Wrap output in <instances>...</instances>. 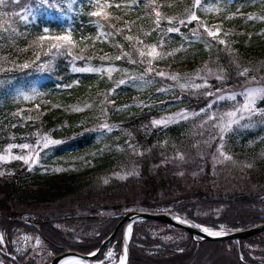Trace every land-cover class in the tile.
I'll return each instance as SVG.
<instances>
[{
  "label": "trees",
  "instance_id": "obj_1",
  "mask_svg": "<svg viewBox=\"0 0 264 264\" xmlns=\"http://www.w3.org/2000/svg\"><path fill=\"white\" fill-rule=\"evenodd\" d=\"M65 9L70 12L69 29L59 21ZM154 9L165 17L158 23ZM193 12L200 20L217 23V38L206 36L196 20H186ZM172 27L178 31H167ZM63 35L70 36L72 42L62 44H72L69 49L80 57V65L103 67L118 55L122 58L115 59L117 66L108 74L78 71L61 54L40 62L38 51L51 47L53 36ZM129 36L133 39H126ZM149 45L160 50L157 66L193 70L209 60L224 77L212 84H232L247 67L251 75L252 69L264 70V0H201L196 6L194 0H80L72 5L68 0H3L0 4V150L13 134L26 133V140L35 141L36 132L60 141L43 147L31 166L19 161L0 166L3 246L10 245L21 229L41 237L49 259L65 249L87 252L109 234L120 214L133 209L170 210L197 225L224 231L264 221V124L232 128L220 137L222 151L243 164L232 170L230 179L218 177L212 155L219 144L210 145L215 141L204 137L205 130L192 116L153 127L149 123L160 112L188 105L185 96L175 88L159 91L158 86L155 90L112 83V77L124 74L122 69L139 68V62L123 59L120 52L135 55L137 48ZM22 92L31 97L22 99ZM102 122L112 128L97 129ZM121 165L131 170L115 173ZM200 209L211 213L201 216L195 211ZM86 219L92 224L81 230L62 225ZM122 226L109 244L117 242L120 252ZM158 226L183 230L158 219H138L128 240L130 254L141 249L143 255L149 252L158 259L206 241L192 239L186 231L180 239L168 240L154 231ZM259 241L264 245V231L237 242L242 260L264 264V258H252L247 249Z\"/></svg>",
  "mask_w": 264,
  "mask_h": 264
},
{
  "label": "rangeland",
  "instance_id": "obj_2",
  "mask_svg": "<svg viewBox=\"0 0 264 264\" xmlns=\"http://www.w3.org/2000/svg\"><path fill=\"white\" fill-rule=\"evenodd\" d=\"M77 1L80 0H68V3L72 5V4H76ZM78 5H80L79 2ZM156 12L157 10L154 9L153 13L155 15ZM59 14L61 16L59 18V21H61L64 24L66 29H69L71 26L69 9H65L62 11V13ZM188 19L189 18L187 16L186 20ZM196 23L201 25V27H203L206 36L209 35L207 34L205 28L211 29L212 31H216L217 28L216 22L207 23L203 19L200 20L199 17L196 20ZM52 38L51 41H49V43L56 42ZM71 45L72 44L67 46L62 44V47L59 50L52 49L50 46L42 47L38 51L39 61L43 62L48 58L49 60H52L53 56H58L61 54L64 56H68V60L70 61L74 69L90 68V69H95L96 72L102 71L105 72L106 74L111 73V71H108V69H112L113 71V69L115 68L114 65L117 66L115 59H111V61L103 67L91 68L87 64L80 65L77 63L79 59L76 58L78 57L77 54L73 52L71 49H69ZM150 46L153 45H149L148 47H144V48L142 47L137 48V53L135 55L129 53V55L125 56L123 55L124 54L123 52H120L123 55V59L134 60L139 62V68L122 69L124 74L120 76L116 75L115 77H112V83L116 85L123 80L125 81L124 83H128L130 84V86L135 88L140 86H144V87L146 86L149 88L152 87L156 90L158 86L159 91L162 89L167 90L173 88L178 90L180 94L185 96V98L189 101V104L188 105L184 104L176 108V111L172 113L164 112V111L160 112L159 115L152 116L149 123L153 127L154 126L153 121L167 119L170 122H172L175 119L181 118V114H183L184 117L192 116L195 121V125L199 128L203 127V129L205 130V132L203 133L204 137L210 138L211 141H215V143H210V145L219 144L217 150L212 155V164L215 169L214 173L218 177L230 179L231 178L230 173L232 172V170L236 167L239 168V166L243 163L236 161L230 154L228 155L225 153L226 155L231 156L232 160H223V157L220 156V152L218 151V149L222 150L221 149L222 144L219 143V140L221 135L224 136L226 133V132L221 133V129L218 126L223 122L221 121L220 117L224 116V114L227 112L234 111L236 108L240 107L245 103V97L243 93L246 88L249 87L264 88V70L256 71V69H252L251 72H253L254 75L247 73L245 75L240 74L237 76L238 78L236 79V81L232 84L214 86L212 83L215 82V80H217L216 76L220 74L218 73L216 67H214V64H212L211 61L205 60L203 66L201 67L195 66L193 70L187 69L183 71H181L180 69L172 68L173 65L169 66V65L161 64L160 66H157V60L147 55ZM156 51L160 53V50L157 47H156ZM140 52H144L145 55L141 56ZM149 60H151V64L148 63ZM149 68H152L153 70L148 71ZM249 68L251 67H247L246 69L249 70ZM244 70H242L241 73H243ZM157 72H164L166 73V75L160 76L157 75ZM209 72H211L212 74L210 75ZM173 74H179L180 79L178 81L171 79L170 77ZM162 82H164V84H162ZM186 82L189 84V86L182 88L180 85L185 84ZM192 85H201V87L197 88V87H193ZM113 87L114 86H110L109 89H112ZM218 89L219 91H217ZM208 93H211V95H208ZM29 94L32 95L33 91H31V93ZM29 94L28 92H22V94H20V97L22 99H27L29 98L28 96H30ZM232 94H235V99H223V100L217 99V96L227 97V96H231ZM262 100L264 99L258 98L256 100V103L254 105V107L257 110L256 114L252 115L249 118L241 120L239 124H233L231 129L239 128V127L240 128L250 127V125L258 126L260 124H264V101L263 103H260ZM224 120L226 121L227 117H224ZM103 124H106V122L100 123L96 128L97 129L102 128L101 125ZM155 125H162V124H155ZM109 127L112 128L110 125ZM191 128H193L192 125ZM103 129L109 130L108 128H103ZM18 135L15 134L11 135L10 140H8L7 144L3 147V149L0 150V156L5 157V159L0 160V166H4L5 163H9L12 161H19L24 166L26 165L31 166L36 162L37 155L39 154L41 149L45 147L43 135H38L36 132H33L32 138H34L35 141L26 140L29 139V136L26 135V133H24L23 135L22 134L19 136ZM22 144H28L31 147L28 149L18 147V145H22ZM15 156H25L28 158L29 162L26 164L24 160L13 159L12 157ZM124 164H128V163H123L122 165ZM215 164L218 166V168L215 166ZM122 165L116 166L114 168L115 173L123 172L124 170L127 169L131 170L130 167L124 168ZM195 211L196 213L200 212L201 216H209L211 213V209L210 210L200 209ZM180 217L186 219L182 216ZM188 221L190 222V220ZM91 224L92 223H90L88 219L82 221L77 220L76 223H72V222L62 223L63 226H66L73 231L74 229L81 230L82 228L90 227ZM120 225H122V223ZM200 226L206 228L208 227L205 224H200ZM0 229L4 231L3 228L0 227ZM208 229L210 228L208 227ZM211 229L216 231H223L220 228H211ZM1 230H0V238H2L3 242L0 243V264H46L50 260L48 258V256L50 255V251L46 247L41 237H38L34 231L20 229L19 232L11 239L10 245L3 246L5 239L3 238ZM154 231L160 233L165 239L168 240L175 238L180 239V237L185 236L184 235L185 230L184 231L179 230V232L174 229L167 230L164 226H158V228H156ZM117 232L118 229L116 230L115 235L119 234ZM112 240H110L105 245L104 247L105 249L103 248L104 252L103 253L101 252L102 256L100 258H96V261L94 263L120 264V259L122 256L124 257V254L122 251L120 252L119 244L117 242H115L114 245H109L112 242ZM239 240L240 239H233V241L230 240H223V241L214 240L212 242L201 241L199 243H196L194 246H192L191 250H189V248H184V249L181 248L180 251L176 250L175 251L176 253L169 252V255L161 256L158 259H156L152 253L148 252L146 253L147 255H143L141 249H135L132 250L131 254L132 257L134 256L136 259L135 258L130 259L129 257L131 254L129 252L125 264H252V263H247L246 261L241 259L242 254L239 251L240 250L239 244L237 243L239 242ZM261 246L264 247L261 241L255 242L254 246L253 245L247 246V249H249V253L252 258L263 260L262 258H264L263 256L264 249L259 248ZM109 252L112 253L111 256H108ZM77 259L78 260L67 264H85V263L87 264V261L85 259H81L78 257Z\"/></svg>",
  "mask_w": 264,
  "mask_h": 264
},
{
  "label": "snow or ice",
  "instance_id": "obj_3",
  "mask_svg": "<svg viewBox=\"0 0 264 264\" xmlns=\"http://www.w3.org/2000/svg\"><path fill=\"white\" fill-rule=\"evenodd\" d=\"M201 3V0H194V6L196 5H199ZM0 4H3V0H0ZM27 12H30L31 9H28L26 10ZM91 15L93 16H101L102 13L101 12H93L91 13ZM156 17H157V23L159 22V20L161 19H164L165 17L160 13V12H156ZM105 18L107 19V16L105 15ZM190 20H197L198 17L195 15V13H191L188 17ZM252 17L249 16V19H251ZM21 19L22 20H26L27 19V16L26 15H21ZM168 19H174V18H168ZM181 23H183V21H181ZM205 30L207 31V34L213 38H217L218 36V33H219V27L217 26L216 28V31H212L211 29H208V28H205ZM48 29H45V32H47ZM117 32H120L121 30L119 28L116 29ZM167 31L169 32H175V31H178L177 28L175 27H172V28H169ZM226 35V33H225ZM41 40L45 39V37H40ZM52 39H54L56 42L53 43L51 45V48L52 49H57L59 50L61 47H62V43L61 42H68V43H71V38L69 35H63V36H57V37H53ZM126 39L128 40H132L133 37H126ZM219 43L223 44L225 43L223 40H219ZM123 55L127 56L129 55V53H124ZM140 55L143 56L145 55L144 52H140ZM147 55L151 56L153 59H156V58H159L160 56V53H158L156 51V46H150L149 47V51L147 53ZM76 58H80V57H76ZM122 57L121 56H117L115 57V59H121ZM149 64H151V60L148 61ZM22 67H28V64H24L22 65ZM153 69L152 68H149L148 71H152ZM78 71H95V69H78ZM108 71H112V69H108ZM247 69L244 70L243 73H240L241 75H245L247 73ZM209 74L211 75L212 73L209 72ZM157 75H160V76H164L166 75V73L164 72H157ZM171 79L173 80H179L180 77H179V74H173L171 77ZM217 79H223L224 77L222 75H217L216 76ZM125 81H120V83H124ZM182 88L184 87H188L189 84L186 82L185 84H181L180 85ZM193 87H201V85H192ZM219 91V89L217 90ZM208 95H211V93H208ZM244 97H245V103L243 105H241L240 107L236 108L234 111H230V112H227L224 114V116L220 117L221 121H223L221 124H219L218 126L220 127L221 129V133H224V132H227L231 129L232 125L233 124H239L241 120H244L246 118H249L251 117L252 115L256 114L257 110L256 108L254 107L255 103H256V100L258 98H264V88H253V87H249V88H246L244 93H243ZM217 99L218 100H223V99H235V94H232L231 96H217ZM88 105H86L87 107ZM76 110H79V109H76ZM224 117H227V120L225 121L224 120ZM181 118H185L183 114H181ZM211 119V117H210ZM170 122L169 120H159V121H153V124H166ZM102 128H108L110 130V127L109 125L107 124H103L101 125ZM221 139H223V135H221ZM56 143H60V141H55V140H51L49 139L48 137H44V146L47 147L49 144H56ZM10 147H13V146H10ZM18 147L20 148H24V149H28L30 148L31 146L28 145V144H22V145H18ZM221 149H222V146H221ZM218 151L220 152V156L223 157V160H232V157L231 156H228L226 155L222 150L218 149ZM13 159H18V160H24V162L27 164L29 162L28 158L25 157V156H15V157H12ZM181 159H183V157L181 156L180 157ZM5 159V157L3 156H0V160H3ZM34 162V161H33ZM222 162V161H220ZM247 167H251V165H247ZM2 174V173H0ZM131 174V173H130ZM123 178V177H121ZM104 183H108L107 179L104 180ZM181 223H186L187 221H183L181 220L180 221ZM192 227H197V228H201V230L205 233H208L210 235H213V236H220V235H223L224 233L222 231H217V232H210V230L206 227H201L200 225H196V224H192L191 225ZM3 240L2 238H0V243H2ZM91 255H95V253H91ZM112 253L109 252L108 253V256H111ZM120 264H125V257H121L120 259Z\"/></svg>",
  "mask_w": 264,
  "mask_h": 264
},
{
  "label": "water",
  "instance_id": "obj_4",
  "mask_svg": "<svg viewBox=\"0 0 264 264\" xmlns=\"http://www.w3.org/2000/svg\"><path fill=\"white\" fill-rule=\"evenodd\" d=\"M152 218V219H159L165 222H169L175 226H180L187 230L192 237L198 238V239H206V240H223V239H241L244 238V236L255 234L259 231H264V221L255 223L252 226L244 227V229H233L232 231H222L224 234L220 236H213L208 233H205L201 230V228L192 227L193 224L191 221L189 222L186 219L181 218L176 213H173L171 211H163V210H157V211H150V210H126L124 213L121 214V218L117 221L114 228L110 232L108 236H106L100 243L97 248H95L91 252L87 253H80L75 250H63L60 253H57L51 257V259L46 264H58L64 257L70 256V257H78L81 259H85L88 264H94L92 261V258L94 255H91V253L97 254L101 248L105 247V245L113 239L115 236V232L118 228V226L123 222L124 225L122 227V241L124 244V257H125V263L128 258V239L130 236V229L133 224V221L139 218ZM22 221L27 222L26 220L21 219ZM187 221L186 223H181L180 221ZM202 227V226H201ZM210 230V229H209ZM210 232H217L216 230L211 229Z\"/></svg>",
  "mask_w": 264,
  "mask_h": 264
},
{
  "label": "bare ground",
  "instance_id": "obj_5",
  "mask_svg": "<svg viewBox=\"0 0 264 264\" xmlns=\"http://www.w3.org/2000/svg\"><path fill=\"white\" fill-rule=\"evenodd\" d=\"M76 260H78L77 257L66 256L58 264H67V263H71Z\"/></svg>",
  "mask_w": 264,
  "mask_h": 264
}]
</instances>
